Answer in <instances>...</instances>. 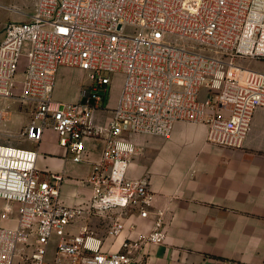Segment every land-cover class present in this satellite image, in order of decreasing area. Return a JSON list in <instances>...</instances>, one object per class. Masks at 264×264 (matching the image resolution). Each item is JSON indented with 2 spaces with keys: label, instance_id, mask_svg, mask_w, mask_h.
Here are the masks:
<instances>
[{
  "label": "built area",
  "instance_id": "built-area-1",
  "mask_svg": "<svg viewBox=\"0 0 264 264\" xmlns=\"http://www.w3.org/2000/svg\"><path fill=\"white\" fill-rule=\"evenodd\" d=\"M260 59L264 0H36L29 20L7 23L0 39V103L31 112L18 136L7 135L0 104V139L39 144L52 130L77 164L88 160L87 140L104 148L86 179L90 201L69 207L60 199L63 173L39 171L38 150L0 143V264H49L55 237L54 264H130L134 251L164 244L165 210L155 209L148 174L129 177L137 147L127 135L169 138L177 123H202L209 142L242 148L264 108V72L239 63ZM62 68L90 80L75 103L54 97ZM116 74L124 81L102 124L96 114L107 109ZM113 209L121 214L112 218ZM128 212L154 216L152 227L118 253L102 252L88 224L67 236L72 223L99 216L111 219L107 234L116 237Z\"/></svg>",
  "mask_w": 264,
  "mask_h": 264
},
{
  "label": "crops",
  "instance_id": "crops-1",
  "mask_svg": "<svg viewBox=\"0 0 264 264\" xmlns=\"http://www.w3.org/2000/svg\"><path fill=\"white\" fill-rule=\"evenodd\" d=\"M75 71L83 73L62 68L58 78ZM81 96L79 92L76 101ZM117 101L115 98L105 112L96 114L98 122L110 120ZM207 131L205 124L180 122L169 138L151 136L135 144L137 154L129 177L149 175L156 194L155 209L165 210L168 234L164 244L134 251L130 264H264V108L256 110L242 148L209 142ZM22 146L38 150L39 171L64 174L60 196L64 205H87L92 189L86 179L92 164L101 158L102 140L86 141L88 160L80 164L69 159L52 130L39 144L27 141ZM120 214V209H113L109 216ZM153 217L142 219L137 212L126 213V229L116 237L107 234L110 218H83L67 228V236L77 235L88 224L101 240V251L114 254L122 251L127 239L150 231ZM58 243L55 237L48 246L49 264H54Z\"/></svg>",
  "mask_w": 264,
  "mask_h": 264
},
{
  "label": "rangeland",
  "instance_id": "rangeland-1",
  "mask_svg": "<svg viewBox=\"0 0 264 264\" xmlns=\"http://www.w3.org/2000/svg\"><path fill=\"white\" fill-rule=\"evenodd\" d=\"M36 0H14V2H8L0 0V39L3 38L4 29L7 23L16 21L23 22L28 21L29 16L33 12L34 3ZM12 8V10H11ZM22 12L25 14H19ZM241 66H249L250 68L264 72V59L260 60H241L239 63ZM24 61H22V66ZM112 81L108 87L105 104L108 105L112 100L118 98L121 86L124 81V77L121 74H116L111 77ZM90 85V80L86 73H80L78 71L72 72L70 75H62L58 78L55 88L54 97L58 101L75 103L77 94ZM206 94V91H203ZM2 106H5L8 114L7 120L4 125V134H13L18 136L21 130L29 123L31 119V112L29 109L21 106L19 103L14 102H1ZM149 135H127V138L132 140L136 145L137 141L141 142L148 139ZM1 144L22 146L26 141H21L19 137H13L12 139H0ZM2 203H0L1 205Z\"/></svg>",
  "mask_w": 264,
  "mask_h": 264
}]
</instances>
